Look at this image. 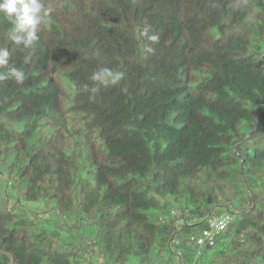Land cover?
<instances>
[{"label": "trees", "instance_id": "trees-1", "mask_svg": "<svg viewBox=\"0 0 264 264\" xmlns=\"http://www.w3.org/2000/svg\"><path fill=\"white\" fill-rule=\"evenodd\" d=\"M43 2L28 48L0 13V264H264V0Z\"/></svg>", "mask_w": 264, "mask_h": 264}, {"label": "clouds", "instance_id": "clouds-1", "mask_svg": "<svg viewBox=\"0 0 264 264\" xmlns=\"http://www.w3.org/2000/svg\"><path fill=\"white\" fill-rule=\"evenodd\" d=\"M52 9L46 7L43 0H0V13H2L13 27L7 33L10 41L17 46L28 48L38 39L37 33L40 27L45 23L46 18L50 16ZM141 35L151 42H157L159 37L150 35L146 28ZM145 50L151 52L149 46H145ZM9 50L0 48V68L6 69L0 72V81L14 80L17 84H23L25 81V73L23 70L10 65ZM124 73L114 71L107 67H100L94 71L89 78L93 83L89 89L91 95L90 100L95 99V94L100 91V87L118 84L123 78ZM87 89L88 86L85 85Z\"/></svg>", "mask_w": 264, "mask_h": 264}, {"label": "built area", "instance_id": "built-area-1", "mask_svg": "<svg viewBox=\"0 0 264 264\" xmlns=\"http://www.w3.org/2000/svg\"><path fill=\"white\" fill-rule=\"evenodd\" d=\"M233 217L230 214H223L220 217H214L209 221V230L205 236L197 241L198 251L197 255L201 256L202 251L206 246L214 247L218 237L227 230L232 222Z\"/></svg>", "mask_w": 264, "mask_h": 264}]
</instances>
